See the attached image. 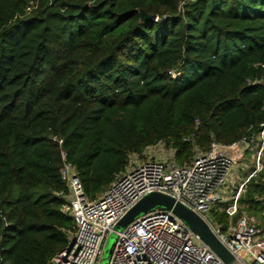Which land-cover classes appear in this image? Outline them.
<instances>
[{"label":"trees","instance_id":"trees-1","mask_svg":"<svg viewBox=\"0 0 264 264\" xmlns=\"http://www.w3.org/2000/svg\"><path fill=\"white\" fill-rule=\"evenodd\" d=\"M263 123L264 0H0V264L67 247L61 149L96 200L131 153L164 142L184 165L185 138L207 150ZM263 176L241 197L261 218Z\"/></svg>","mask_w":264,"mask_h":264},{"label":"built area","instance_id":"built-area-1","mask_svg":"<svg viewBox=\"0 0 264 264\" xmlns=\"http://www.w3.org/2000/svg\"><path fill=\"white\" fill-rule=\"evenodd\" d=\"M185 141L194 144L191 163L180 165L176 151L160 142L151 147L157 155L143 159L130 155L125 171L96 200L85 195L75 167L61 149L60 175L67 191L56 195L64 200L62 211L73 218L75 228L51 264H101L113 233L118 238L108 264H227L172 210L146 214L123 231H114L139 201L155 192L197 214L240 264H264V229L245 216L233 223L249 183L264 174V123L256 134L229 145L213 141L202 150L193 136ZM58 142L62 145V140ZM248 151L253 152L252 167L244 163ZM239 171L246 172L243 180H237ZM228 185H235L231 196ZM215 209L227 213L226 229L213 218Z\"/></svg>","mask_w":264,"mask_h":264},{"label":"water","instance_id":"water-1","mask_svg":"<svg viewBox=\"0 0 264 264\" xmlns=\"http://www.w3.org/2000/svg\"><path fill=\"white\" fill-rule=\"evenodd\" d=\"M142 20L155 19L156 16H150L141 11ZM159 210H172L177 214L188 226H190L227 264H240L234 256L225 248L218 240L208 224L202 220L197 214L177 202L170 196L162 193H151L146 195L139 201L115 226V232H121L130 223L136 219ZM118 235L111 234L109 242L104 251V259L101 264H108L113 248L117 241Z\"/></svg>","mask_w":264,"mask_h":264},{"label":"rangeland","instance_id":"rangeland-1","mask_svg":"<svg viewBox=\"0 0 264 264\" xmlns=\"http://www.w3.org/2000/svg\"><path fill=\"white\" fill-rule=\"evenodd\" d=\"M172 150H174V151H176L173 147H170ZM156 152H157V150H155L154 148H151V147H148L147 149H145L142 153H135L139 158H141V159H143V158H147V157H149V156H154V155H157L156 154ZM159 153H160V151H159ZM158 153V154H159ZM132 154H134V153H131V155ZM194 154H195V152H194ZM253 152L252 151H248L247 153H246V157H245V162L244 163H247L249 166H253ZM131 157V156H130ZM193 157H194V155H193ZM193 159V158H192ZM187 163H190V161L189 162H187ZM184 164H186V162L184 163ZM246 174V172H242V171H239L238 172V174H237V176H238V178H237V180H239L240 178H242V180L244 179V177L246 176L245 175ZM261 182H263L264 183V176H263V179L261 180ZM238 184H239V181H238ZM227 190H229L230 191V193H229V196H231V195H233L234 193H235V185H233L232 187H231V185H228L227 186ZM245 194H246V192L245 193H243V195H242V199L245 197ZM242 199H240V201H239V205H238V213L234 216V220H233V223L235 224V223H237V221L242 217V216H245V217H249L250 219H254L255 220V222H256V224H258V225H260L261 226V228L262 229H264V217L263 218H261L260 216H254L253 214H249V213H247L246 212V208H248L249 207V204L248 203H243L242 202ZM258 200L264 205V196L263 197H259L258 198ZM218 208H219V206H218ZM242 209V211L244 212L243 214H241V215H239V211ZM215 211L218 213L216 216H221L220 215V213H225V212H221V211H219L218 209H215ZM216 214V213H215ZM264 215V214H263ZM215 216V215H214ZM214 216H213V218H214ZM216 216H215V220L217 221V219H216ZM239 216V217H238ZM241 216V217H240ZM218 218V217H217ZM218 222V221H217ZM220 224V223H219ZM220 225H222V224H220ZM108 240H109V238H108ZM107 240V242H106V245H105V247H104V251H105V249H106V246H107V244H108V241ZM103 257H104V255H103ZM102 257V260L104 259Z\"/></svg>","mask_w":264,"mask_h":264}]
</instances>
